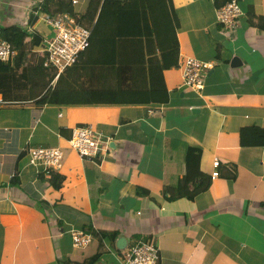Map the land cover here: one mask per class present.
<instances>
[{
  "label": "crops",
  "instance_id": "obj_1",
  "mask_svg": "<svg viewBox=\"0 0 264 264\" xmlns=\"http://www.w3.org/2000/svg\"><path fill=\"white\" fill-rule=\"evenodd\" d=\"M41 1L0 0V29L23 32L15 56L0 62V264H86L94 254L92 264H125L122 253L138 241L156 246L154 264H264V0H233L240 16L228 30L216 10L230 0H170L176 65L159 68L151 38H120L112 53L88 46L65 71L50 69L49 80L40 65L50 31ZM55 2L90 29L102 0H48L50 12ZM187 57L211 64L198 92L181 85ZM52 89L133 97L36 102ZM78 125L107 149L79 157L67 143ZM31 147L61 149L60 167L28 164ZM188 147L199 149L196 165ZM198 172L204 190L168 199ZM72 230L91 241L74 246Z\"/></svg>",
  "mask_w": 264,
  "mask_h": 264
},
{
  "label": "trees",
  "instance_id": "obj_2",
  "mask_svg": "<svg viewBox=\"0 0 264 264\" xmlns=\"http://www.w3.org/2000/svg\"><path fill=\"white\" fill-rule=\"evenodd\" d=\"M55 3L56 9L53 12H50L48 9V0H42L40 11L49 16L55 13L72 15L68 4H59V2ZM92 7L94 8L95 6ZM89 12L90 15H92V11ZM174 21L175 17L173 15L170 0H102L96 19L89 29L88 44L85 49H87L88 46L95 47L97 55L100 56L103 52L112 53L116 40L120 38L148 37L154 41L155 47L158 50L159 68L165 69L176 65L177 43L174 33ZM9 30L11 32L10 34L1 28L0 38L7 40L13 49L16 50L17 46L22 45L23 32L18 26L14 25L11 26ZM85 49L83 51H85ZM82 52L78 54L77 59L73 64L77 62ZM100 61L103 63L107 60L100 59ZM40 65H42V62ZM163 91L164 89H161L159 92ZM129 92L131 91L129 90ZM119 93H123V91L57 90L56 95V90L52 89L50 92L45 93L37 99L36 102L41 105L43 103H53L55 101H63L65 103H119L121 100L126 98H129L127 100H131L133 97L132 94H127L123 99H120ZM198 152L199 149L188 147L186 153L187 163L188 158L191 156L196 165L198 161ZM195 178L199 179V184L193 188V191H188L187 184L191 182L193 185ZM59 181L60 177L57 174L51 173L50 184L53 187H57ZM207 185L208 183L205 181L204 176L199 172L194 176H189L188 173H186L178 181L175 191L168 199L181 196L191 199L194 194L204 190ZM89 233L94 235L91 231ZM114 235L115 234L112 233L109 237L112 239ZM97 257L98 255L94 254L86 261V264H92Z\"/></svg>",
  "mask_w": 264,
  "mask_h": 264
},
{
  "label": "built area",
  "instance_id": "obj_3",
  "mask_svg": "<svg viewBox=\"0 0 264 264\" xmlns=\"http://www.w3.org/2000/svg\"><path fill=\"white\" fill-rule=\"evenodd\" d=\"M240 16L235 1L230 0L216 10L217 22L223 29L237 26ZM44 22L50 31L43 37L45 55L42 66L60 74L71 66L87 44L89 29L76 22L72 15L59 13L53 16L44 14ZM15 54L11 44L0 38V62L7 61ZM211 67L210 62H202L192 57L185 58L181 67V85L189 91H200L204 85L205 72ZM68 146L81 158H92L99 150L107 149L105 140L100 134L94 133L88 125H78L72 128L67 140ZM27 162L30 165H40L45 172L55 171L60 167L62 151L58 147H31L26 151ZM216 168L217 161H213ZM218 175L213 170L210 177ZM71 242L76 247L87 245L91 241L88 233L70 231ZM158 258L157 248L152 242H135L122 253L125 264H154Z\"/></svg>",
  "mask_w": 264,
  "mask_h": 264
},
{
  "label": "water",
  "instance_id": "obj_4",
  "mask_svg": "<svg viewBox=\"0 0 264 264\" xmlns=\"http://www.w3.org/2000/svg\"><path fill=\"white\" fill-rule=\"evenodd\" d=\"M237 60L236 57H233L230 62H229V65H232V63H234L235 61ZM125 244V240L123 237H118L116 240H115V246L120 249V248H123Z\"/></svg>",
  "mask_w": 264,
  "mask_h": 264
},
{
  "label": "rangeland",
  "instance_id": "obj_5",
  "mask_svg": "<svg viewBox=\"0 0 264 264\" xmlns=\"http://www.w3.org/2000/svg\"><path fill=\"white\" fill-rule=\"evenodd\" d=\"M66 68H68V67H66ZM66 68L64 69V71L66 70ZM44 69V68H43ZM45 71H47V72H49V73H47V75H46V78H47V80H49L50 79V77L52 76V71L50 70V69H44ZM63 72V71H62ZM61 73V72H60Z\"/></svg>",
  "mask_w": 264,
  "mask_h": 264
}]
</instances>
